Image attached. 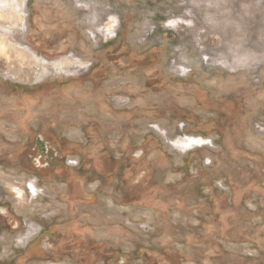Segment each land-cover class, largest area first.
I'll return each mask as SVG.
<instances>
[{
  "label": "rangeland",
  "instance_id": "rangeland-1",
  "mask_svg": "<svg viewBox=\"0 0 264 264\" xmlns=\"http://www.w3.org/2000/svg\"><path fill=\"white\" fill-rule=\"evenodd\" d=\"M256 122L264 0H0V264H264Z\"/></svg>",
  "mask_w": 264,
  "mask_h": 264
},
{
  "label": "flooded vegetation",
  "instance_id": "flooded-vegetation-1",
  "mask_svg": "<svg viewBox=\"0 0 264 264\" xmlns=\"http://www.w3.org/2000/svg\"><path fill=\"white\" fill-rule=\"evenodd\" d=\"M115 103L118 106H123V105L128 103V100L126 98L122 97V96H116L115 97ZM182 135L185 136L186 134L183 133ZM179 136H181V135H179ZM204 138L206 140L207 139L210 140L211 144L213 145V140H211V138H208V137H204ZM33 143H34L35 148H42L41 150H42V154H43V157H44L42 164L43 165L51 164L53 162L54 155L56 154V152L54 151L55 153H53V152L49 151L48 148H58L57 145H59V144H57L56 141L53 140L52 138L48 139V135H44V134H42V136L40 134H37V136H35V138H34ZM198 144L199 143H196V145H198ZM195 148H200V147H195ZM189 151H191V150H189ZM72 161L75 162V160L67 159L65 161V164H71ZM28 187L29 186H27L26 188L28 189ZM19 225H20V223L19 224H17V223L16 224H11L10 227L12 229H15V227H18ZM47 232H48L47 228H44L42 230V232H41V235H38L37 237L33 238L29 242L28 247H30L29 248L30 251L26 253L27 257H25V261L29 257L33 256L34 253L36 254L35 256H37L39 254H45V255H47L46 257L51 258L50 260H53L54 262L58 261L55 258L56 256H54V250H52L51 248H42L41 241H42V238L44 237V234L47 233ZM116 262H119V261H116ZM17 263L18 264H23L24 263V259H23V261H18Z\"/></svg>",
  "mask_w": 264,
  "mask_h": 264
},
{
  "label": "crops",
  "instance_id": "crops-1",
  "mask_svg": "<svg viewBox=\"0 0 264 264\" xmlns=\"http://www.w3.org/2000/svg\"><path fill=\"white\" fill-rule=\"evenodd\" d=\"M171 145V144H170ZM174 145V144H173ZM177 145V144H176ZM28 190H29V193H31L32 195H36V193H37V187H36V185L35 184H33V183H29L28 184Z\"/></svg>",
  "mask_w": 264,
  "mask_h": 264
},
{
  "label": "built area",
  "instance_id": "built-area-1",
  "mask_svg": "<svg viewBox=\"0 0 264 264\" xmlns=\"http://www.w3.org/2000/svg\"><path fill=\"white\" fill-rule=\"evenodd\" d=\"M255 128L259 132H264V124L262 122H256Z\"/></svg>",
  "mask_w": 264,
  "mask_h": 264
},
{
  "label": "bare ground",
  "instance_id": "bare-ground-1",
  "mask_svg": "<svg viewBox=\"0 0 264 264\" xmlns=\"http://www.w3.org/2000/svg\"><path fill=\"white\" fill-rule=\"evenodd\" d=\"M196 143H198L195 139H193V142H192V144H189L190 145V147L193 145V144H196Z\"/></svg>",
  "mask_w": 264,
  "mask_h": 264
}]
</instances>
